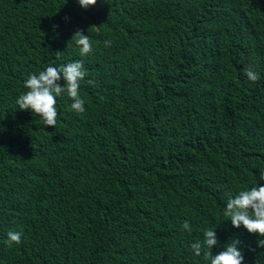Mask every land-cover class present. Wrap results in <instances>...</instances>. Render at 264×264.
<instances>
[{
    "label": "trees",
    "instance_id": "trees-1",
    "mask_svg": "<svg viewBox=\"0 0 264 264\" xmlns=\"http://www.w3.org/2000/svg\"><path fill=\"white\" fill-rule=\"evenodd\" d=\"M77 60L83 113L18 108L29 74ZM262 175L264 0H0V264H210L209 228L213 256L239 240L264 264L223 215Z\"/></svg>",
    "mask_w": 264,
    "mask_h": 264
},
{
    "label": "clouds",
    "instance_id": "clouds-1",
    "mask_svg": "<svg viewBox=\"0 0 264 264\" xmlns=\"http://www.w3.org/2000/svg\"><path fill=\"white\" fill-rule=\"evenodd\" d=\"M96 2L97 0H78L80 7L84 9L94 6ZM73 38L79 46L81 57L92 52V44L88 35L77 31ZM110 45L111 41H105L106 47ZM244 74L253 83L261 78L259 73L253 71L251 67H246ZM87 75L88 72L81 60L58 67L48 66L38 74H29L24 81V88L27 91L18 97L16 104L20 110H30L32 114L38 115L44 126L55 128L58 117L57 97L66 94L72 100L71 108L75 112L85 111V101L80 95V82ZM61 80H63V86L59 83ZM262 180H264V175H262ZM223 215L228 218L233 228L243 226L248 233L264 237V186H252L239 191L234 198H229ZM182 228L189 233L192 231L187 220L184 221ZM22 236L21 231H9L5 242L8 247H12L13 244L19 245L22 242ZM203 236V246L207 248V251L203 253L204 259L210 261V264H244V255L240 249L239 240H231L223 251L213 256L210 250L218 243L214 228L206 229ZM257 246L264 248V239L257 240ZM191 248L196 256L201 255L200 242L193 243Z\"/></svg>",
    "mask_w": 264,
    "mask_h": 264
}]
</instances>
